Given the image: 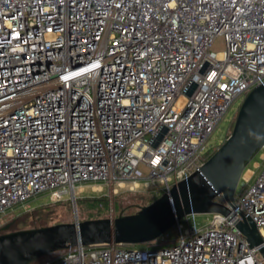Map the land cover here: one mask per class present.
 <instances>
[{
    "label": "built area",
    "instance_id": "1",
    "mask_svg": "<svg viewBox=\"0 0 264 264\" xmlns=\"http://www.w3.org/2000/svg\"><path fill=\"white\" fill-rule=\"evenodd\" d=\"M262 82L264 0H0V215L87 185L161 195L206 161L220 120ZM256 166L229 215H186L167 245L78 244L42 264H264L235 227L251 217L264 240Z\"/></svg>",
    "mask_w": 264,
    "mask_h": 264
},
{
    "label": "water",
    "instance_id": "2",
    "mask_svg": "<svg viewBox=\"0 0 264 264\" xmlns=\"http://www.w3.org/2000/svg\"><path fill=\"white\" fill-rule=\"evenodd\" d=\"M264 146V82L244 97L229 135L206 161L187 178L174 183L150 203L121 207L117 215L80 220L77 210L70 222L0 232V264H31L46 254L75 245L138 244L164 235L178 220L195 213L229 215L235 208V191L249 162ZM222 194L224 202L216 200ZM75 201V193L71 191ZM250 246L264 257V240L256 222L244 217L235 222Z\"/></svg>",
    "mask_w": 264,
    "mask_h": 264
},
{
    "label": "rangeland",
    "instance_id": "3",
    "mask_svg": "<svg viewBox=\"0 0 264 264\" xmlns=\"http://www.w3.org/2000/svg\"><path fill=\"white\" fill-rule=\"evenodd\" d=\"M226 45L224 37L219 35L214 40L211 49L213 51L225 50ZM244 99L240 97L235 100L231 108L226 112L220 120L215 130L211 134L208 144L210 150H215L229 135L232 130L234 120L238 109ZM264 146L255 154L247 167L253 170H259L256 166L259 163L264 165ZM139 170L143 175L147 174L146 168L140 166ZM128 183L123 186L105 185L101 191H93L90 185L84 187V191L75 193V201L71 195L65 196L60 200H53L48 193L44 192L40 195L24 202L17 204L13 209L7 210L0 215V227L7 222L14 221L10 229L30 228L36 226L50 225L58 222H70L75 218L74 210H77V216L80 220L106 217L111 214L117 215L121 207H128L129 212L136 211V207L132 203H150L155 199L156 194L153 192H144L142 190H129ZM213 217L211 213L196 214V220L199 225H205ZM177 231L173 226L163 236L151 242L131 244L134 247H153L167 245V242L176 239ZM171 245V244H169ZM66 251H57L41 256L31 264H42L49 259L61 256Z\"/></svg>",
    "mask_w": 264,
    "mask_h": 264
},
{
    "label": "flooded vegetation",
    "instance_id": "4",
    "mask_svg": "<svg viewBox=\"0 0 264 264\" xmlns=\"http://www.w3.org/2000/svg\"><path fill=\"white\" fill-rule=\"evenodd\" d=\"M134 204H139V203H132L131 205H134ZM128 212H129V211H128ZM7 223H11V225H12V224L14 223V221L7 222ZM7 223H6V224H7ZM6 224H5V225H6ZM2 227H3V226H2ZM2 227H0V232H1V228H2Z\"/></svg>",
    "mask_w": 264,
    "mask_h": 264
},
{
    "label": "trees",
    "instance_id": "5",
    "mask_svg": "<svg viewBox=\"0 0 264 264\" xmlns=\"http://www.w3.org/2000/svg\"><path fill=\"white\" fill-rule=\"evenodd\" d=\"M213 151H214V150H213ZM213 151H211V150L209 151V153H208V157L212 154ZM156 197H157V195L155 196V198H156Z\"/></svg>",
    "mask_w": 264,
    "mask_h": 264
},
{
    "label": "bare ground",
    "instance_id": "6",
    "mask_svg": "<svg viewBox=\"0 0 264 264\" xmlns=\"http://www.w3.org/2000/svg\"><path fill=\"white\" fill-rule=\"evenodd\" d=\"M246 174H249V171H247V173Z\"/></svg>",
    "mask_w": 264,
    "mask_h": 264
}]
</instances>
